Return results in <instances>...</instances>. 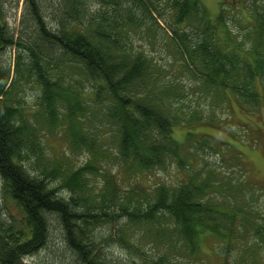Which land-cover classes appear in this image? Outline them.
<instances>
[{"label":"trees","instance_id":"1","mask_svg":"<svg viewBox=\"0 0 264 264\" xmlns=\"http://www.w3.org/2000/svg\"><path fill=\"white\" fill-rule=\"evenodd\" d=\"M48 1L25 0L20 24L26 30L17 34L6 23L0 0V54L19 51L16 80L0 69V264H24L40 248L50 249L53 232L64 243L54 252L74 264L143 262L130 251L125 263L108 254L112 233L104 228L115 222L108 212L117 204V215L128 217L130 225H153L145 238H171L188 263L202 261L200 249L206 242L217 240L223 251L242 246L252 232L264 245V216L254 206L257 194L243 196L240 185L233 190L231 181H220L212 166L211 171L197 169L194 155H186L185 144L175 139L179 125H214L201 108L215 100H220L217 105L230 100L245 114L264 106V61H252L253 53L264 54V6L254 7L250 35L240 42L229 32L224 11L213 19L202 0ZM135 40L145 41L158 59L168 55L170 64L178 63L185 75L181 80L194 79L205 103L194 101L189 107L185 83L148 50L134 48ZM20 78L33 80L41 91L35 123L23 117L21 105H10ZM92 117L113 134L119 167L143 190L144 203L128 204L127 196L117 199L121 183L103 172L104 189L92 195L87 173L97 174L95 163L103 155L100 140L86 126ZM40 125L50 133L65 125L72 147L88 150L90 162L76 171L61 160L50 162L38 139ZM197 135L189 131L186 140ZM234 155L228 161L241 169L243 154ZM170 160L188 176L176 187L150 184L148 174L164 169ZM215 193L218 202L212 200ZM92 228L99 229L97 235ZM244 251L251 256L239 264H259L257 257L264 255ZM143 264L173 262L165 253Z\"/></svg>","mask_w":264,"mask_h":264},{"label":"rangeland","instance_id":"2","mask_svg":"<svg viewBox=\"0 0 264 264\" xmlns=\"http://www.w3.org/2000/svg\"><path fill=\"white\" fill-rule=\"evenodd\" d=\"M48 1V0H46ZM203 3L208 8L210 15L213 19L224 11L226 16V23H228L229 32L237 37V40L243 42L248 40L250 35L249 29L251 26V17L253 16L254 7L264 6V0H202ZM3 8L6 15V23L11 31H15L17 34L25 33V28H21L20 21L25 13L26 5L25 0H21L18 9L15 10L14 6L16 0H1ZM50 3V1H48ZM24 20V19H23ZM134 48H141L148 50L151 57H154L156 61H161V65L167 66L169 68L170 74H174L177 80H181L185 75L182 73V69H179V64H170L169 56L163 57V59H158L157 54L153 53L149 49V46L145 41L135 40ZM18 48L11 50H6L0 54V68L10 69L12 72V79L16 80L15 72L16 61L18 57ZM178 65V66H177ZM175 66V67H174ZM174 69L176 71H174ZM178 73V74H177ZM185 83L184 90L187 98L191 102H187V105L192 106L195 103L203 105L206 101V96L202 93V89L197 86L196 82L192 78L185 77L181 80ZM89 88V85L86 86ZM14 95L10 97V105H21L22 113L25 114L27 121L35 123L33 118L39 114L41 108V91L39 87L33 80L20 78L18 79L16 86L14 88ZM220 100H215L213 105L209 107H202V112H205V116L212 119L215 124L212 125L207 121L201 124H193L191 128L184 125H179L175 130V139L179 143H184L182 146L183 152L186 155L193 154L194 159H196L195 167L197 169H206L211 171V167L218 173V178L223 180L225 183L231 181L234 185L233 190L240 185L239 192L243 196L246 194H257V199L254 201V206L258 208V216L261 218L264 216V106L260 109L254 110L252 113L245 114L240 108L232 103L230 100H224V104H219ZM196 105V104H195ZM189 110H185L187 113ZM202 115V114H200ZM203 117V116H201ZM205 119V118H204ZM40 122L37 120V126ZM86 126L88 127V132H93L94 138L102 140L98 144V149H100L103 155H98L97 162L95 163L98 167L97 174L89 175L88 183L92 195L98 193L104 189L103 185V174L112 178L113 181L121 183V187H117L119 191L116 193V198L119 200L126 199L128 204L132 200L138 202H145L144 192L142 189L138 188V184L134 183V179L123 173L119 167V163L116 160V145L112 138V133L105 128L101 120L97 117H92L87 119ZM65 125H59L55 130L50 133L49 129L42 127L38 128V139L40 143L45 145V153L50 162L56 160L63 161L62 164H66L70 171L79 170L87 162H90V154L86 149H74L70 144L69 139L66 138ZM191 131L197 133L195 139L186 140L187 133ZM204 136L210 137L211 139H196L197 137ZM111 137V138H110ZM190 141V142H188ZM221 148V149H220ZM242 153V167L241 169L228 161L231 155ZM222 154L226 163H221L217 159V154ZM234 155V156H235ZM202 158V160H201ZM217 160L218 163L215 162ZM220 162V163H219ZM205 163L210 165H205ZM187 170L181 172L173 160H170L169 164L161 170H155L149 173L150 184H163L168 187H176L177 182L180 181L183 176L187 177ZM148 178L141 177V181L146 184L148 183ZM130 181L132 183L129 185ZM138 182V181H137ZM148 186V184H147ZM2 181L0 179V198H2ZM216 192V190L214 191ZM241 196V195H240ZM212 200L218 202V196L216 193L213 195ZM119 205V204H117ZM117 205L111 207L110 218L115 221L109 227L104 228L107 232H111L112 236L109 241V251L114 258H125L129 257L130 253L140 257L143 262L153 261L159 256L165 253L169 254L170 259L173 264H187L188 258L185 260L182 254L175 251L174 241L171 238L162 237L159 240H154L152 238H145L146 234L153 233V225H147L144 227L139 226L137 223L129 224L128 217L123 215H117ZM102 229H100L101 231ZM119 234L120 238L116 237ZM128 247L125 249L123 240ZM130 239V240H129ZM131 245L140 247L139 249L133 248ZM59 237L53 232L51 238V246H55L56 250H61ZM218 241H211L202 244L200 249V264H239L243 257L249 258V253H245L244 249H256L257 252H263L261 249L264 248L262 244V237H256L251 232L250 237H245L242 246H237L235 248H228L223 251L218 249ZM177 249V248H175ZM130 251V253H129ZM140 251V253H139ZM109 254V252H108ZM60 255V254H59ZM58 254L51 255L50 249L41 250L35 257L28 259V264H70L64 262L63 258ZM251 256V255H250ZM264 255L261 254L257 257L259 264L264 263L262 261ZM139 262V264H143ZM193 263V261H191ZM189 262V264L191 263ZM203 262V263H202ZM194 264V263H193Z\"/></svg>","mask_w":264,"mask_h":264},{"label":"bare ground","instance_id":"3","mask_svg":"<svg viewBox=\"0 0 264 264\" xmlns=\"http://www.w3.org/2000/svg\"><path fill=\"white\" fill-rule=\"evenodd\" d=\"M236 41H239V40H236ZM21 56H22V53H21ZM252 61L253 62H255V61H259V62H263L264 61V54H262V53H260V52H257V53H253L252 54ZM1 69V68H0ZM2 70H9L10 71V74H11V79H12V72H11V70L10 69H2ZM14 72H15V70H14ZM255 103V102H254ZM25 114H24V118H25ZM26 120H27V118H25ZM58 181V180H57ZM58 184H60V183H58ZM2 188V190H3V187H1ZM57 196H58V194L57 193H55ZM207 199H209V200H211L210 198H207ZM4 211H5V213H6V215H2V220H4V221H6V219L8 218V209H4ZM93 229H95V228H92L91 229V231L93 230ZM99 231V229L97 228V229H95V233H96V235L98 234L97 232ZM93 232H94V230H93ZM126 238H124V240L122 241L123 242V244H124V247H125V249L126 250H128V247L126 246V244H125V241H127V240H125ZM130 240V239H129ZM59 241H60V247H58L57 249H59V248H63L64 246V243L62 242V240L59 238ZM47 246H49L50 248H51V255H55V254H58L59 255V253H57V252H54V250H56V248H54L53 246H51V241H49V243H48V245ZM176 248V247H175ZM174 248V250L175 251H177V249H175ZM41 249V248H40ZM37 250L36 252H34L33 254H30L26 259H24L23 260V263L24 264H28L27 263V260L28 259H31V258H33V257H35L41 250H43V249H41V250ZM57 251V250H56ZM108 252H109V254H110V251H109V249H108ZM139 253H140V251H139ZM111 255V254H110ZM59 256H61V255H59ZM62 258H63V260H64V262H68V263H70V264H74L72 261H71V259H70V257H63V256H61ZM183 258H185V260L187 259L186 257H183ZM117 259H119L120 261H122V263H125V258H117ZM203 261V260H202ZM194 264H200V262H196V261H194L193 262ZM187 264H189V263H187Z\"/></svg>","mask_w":264,"mask_h":264}]
</instances>
